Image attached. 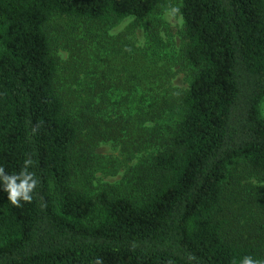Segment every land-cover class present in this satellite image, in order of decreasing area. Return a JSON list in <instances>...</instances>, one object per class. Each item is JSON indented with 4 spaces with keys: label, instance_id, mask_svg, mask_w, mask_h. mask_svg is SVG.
<instances>
[{
    "label": "trees",
    "instance_id": "16d2710c",
    "mask_svg": "<svg viewBox=\"0 0 264 264\" xmlns=\"http://www.w3.org/2000/svg\"><path fill=\"white\" fill-rule=\"evenodd\" d=\"M162 1L0 0V166L31 159L39 181L20 208L0 182V264L264 261V195L243 194L245 225L224 206L238 169L264 176V0H181L178 45L108 32ZM55 15L79 23L66 60ZM99 145L138 161L118 184L78 185Z\"/></svg>",
    "mask_w": 264,
    "mask_h": 264
},
{
    "label": "rangeland",
    "instance_id": "374dc122",
    "mask_svg": "<svg viewBox=\"0 0 264 264\" xmlns=\"http://www.w3.org/2000/svg\"><path fill=\"white\" fill-rule=\"evenodd\" d=\"M169 5H178L180 7L181 0H163L162 3L158 5L155 13L151 17L143 20L136 21L134 18H128L112 22V24L107 26L108 32L113 34L125 28L132 27L133 30L136 31L138 39L142 42L144 30L149 27L154 33H157L162 40L173 42L178 45L180 42L182 21L179 18L180 13L179 16L166 15V11L169 10ZM78 24L76 20L60 15L53 16L48 22L47 28L51 36L50 39L55 46L54 52L59 59H67L69 51L67 46H69L71 39L70 30H73ZM188 74V69H184L183 67L182 69L179 68V71L173 77V84L179 88H185L187 86ZM260 113L264 119V99L260 104ZM84 139L87 140V137H84ZM82 145H84V142L80 139L77 148L78 146L82 147ZM87 153L88 152H86V155ZM144 153L145 151L142 149L139 154ZM75 155H77V152H75ZM88 158L87 164H93V167L84 164V170L91 173V176L86 177L83 175L84 173L79 171V183L77 184L96 190L101 189L107 183L108 185L118 184L122 179L123 173L127 170V167L138 161L137 158H134L128 162L125 161L124 164L125 155H120L119 152L111 149L109 145H99L95 148L93 154L88 153ZM235 177V181L228 186L224 194V206L227 210L226 220L228 224H230L229 226L247 224V219L249 217L248 215L244 216L245 206H242V197L243 194L247 196L250 191V186H252V189L253 186H255V191H259L264 195V176L255 175L252 172L238 169Z\"/></svg>",
    "mask_w": 264,
    "mask_h": 264
},
{
    "label": "clouds",
    "instance_id": "9594fccd",
    "mask_svg": "<svg viewBox=\"0 0 264 264\" xmlns=\"http://www.w3.org/2000/svg\"><path fill=\"white\" fill-rule=\"evenodd\" d=\"M180 7L178 5H169L166 11L168 16H179ZM182 20V16L179 17ZM126 51L129 49H125ZM36 130L33 129V132ZM33 161L28 159L25 166L19 174H6L5 168L0 166V182L4 186V191L8 194L9 202L16 208H20L21 201L31 203L33 200V192L37 188L39 181L35 178V173L28 169L33 165ZM191 258V257H190ZM95 264H103L102 259H97ZM241 264H264V261L254 260L252 256H245Z\"/></svg>",
    "mask_w": 264,
    "mask_h": 264
}]
</instances>
